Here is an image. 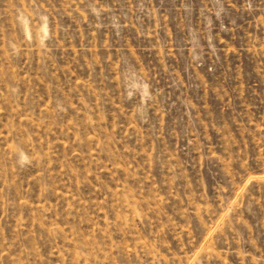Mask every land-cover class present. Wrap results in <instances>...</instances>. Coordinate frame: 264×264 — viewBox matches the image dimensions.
Wrapping results in <instances>:
<instances>
[{"label": "rangeland", "instance_id": "374dc122", "mask_svg": "<svg viewBox=\"0 0 264 264\" xmlns=\"http://www.w3.org/2000/svg\"><path fill=\"white\" fill-rule=\"evenodd\" d=\"M0 264H264V0H0Z\"/></svg>", "mask_w": 264, "mask_h": 264}]
</instances>
